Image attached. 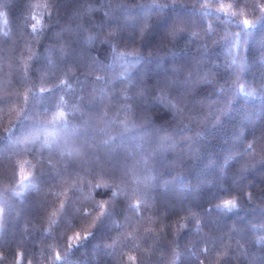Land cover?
<instances>
[{
    "label": "trees",
    "instance_id": "trees-1",
    "mask_svg": "<svg viewBox=\"0 0 264 264\" xmlns=\"http://www.w3.org/2000/svg\"><path fill=\"white\" fill-rule=\"evenodd\" d=\"M0 264H264V0H0Z\"/></svg>",
    "mask_w": 264,
    "mask_h": 264
},
{
    "label": "snow or ice",
    "instance_id": "snow-or-ice-1",
    "mask_svg": "<svg viewBox=\"0 0 264 264\" xmlns=\"http://www.w3.org/2000/svg\"><path fill=\"white\" fill-rule=\"evenodd\" d=\"M249 23H250V22L247 21V20L244 21V24H245V25H249ZM33 27H34V26H33ZM85 235L87 236L88 234L86 233Z\"/></svg>",
    "mask_w": 264,
    "mask_h": 264
}]
</instances>
